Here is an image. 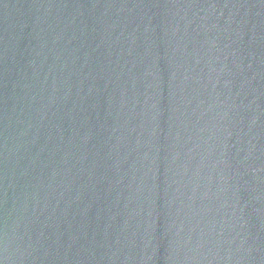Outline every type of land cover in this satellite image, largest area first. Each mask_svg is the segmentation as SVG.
I'll return each mask as SVG.
<instances>
[{"label":"water","instance_id":"obj_1","mask_svg":"<svg viewBox=\"0 0 264 264\" xmlns=\"http://www.w3.org/2000/svg\"><path fill=\"white\" fill-rule=\"evenodd\" d=\"M0 264H264V0H0Z\"/></svg>","mask_w":264,"mask_h":264}]
</instances>
